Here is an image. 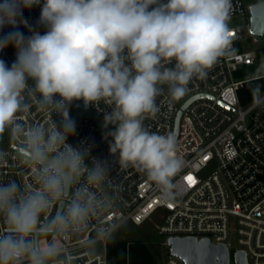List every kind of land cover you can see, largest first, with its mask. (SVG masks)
<instances>
[{"label": "clouds", "instance_id": "1", "mask_svg": "<svg viewBox=\"0 0 264 264\" xmlns=\"http://www.w3.org/2000/svg\"><path fill=\"white\" fill-rule=\"evenodd\" d=\"M33 6L43 34L23 17ZM230 7L231 0H0V52L15 49L11 66L0 59V135L13 134L32 177L27 185L0 181V264H66L71 239L94 252L123 225L106 190L110 162L68 142L75 101L108 105L109 155L145 173L165 201L175 199L173 180L184 166L176 138L146 130L143 120L157 112L165 88L181 98L194 77L231 54ZM26 92L57 119L22 123ZM251 92L264 106V89Z\"/></svg>", "mask_w": 264, "mask_h": 264}, {"label": "built area", "instance_id": "2", "mask_svg": "<svg viewBox=\"0 0 264 264\" xmlns=\"http://www.w3.org/2000/svg\"><path fill=\"white\" fill-rule=\"evenodd\" d=\"M261 3L264 1L256 4ZM252 5L255 4L247 6L245 0H231L227 21L231 54L218 58L204 78L194 77L181 98L172 99L165 88L156 98L157 112L145 114L146 130L174 135L181 112L176 141L177 155L184 166L173 180V191L179 193L173 201H165L145 173L131 165L122 167L118 154L109 155L104 135L111 126L105 129L95 119H103V111L110 110L108 105L100 102L97 107L90 106L95 117L77 115L71 105L69 116L75 121L76 133L68 142L90 147L92 156L110 162L106 190L115 195L118 213L123 218L118 230L128 223L141 226L158 215L162 221L157 227L161 235L208 238L213 244L227 245L229 251L231 238L236 235L237 251L246 252L249 264H264V106H256L253 101L243 105L239 97L246 83L264 78L239 76L244 68L264 62V54H259L264 48V36L252 35V42L261 46L243 52L242 44L246 41L243 27L229 25L234 19L247 16L251 29ZM39 16L40 6L23 13L28 25L43 34L45 29L38 23ZM11 30L8 26L2 32ZM20 31L25 36L31 34L23 26ZM0 59L11 66L15 49L9 46L0 52ZM24 103L28 111L18 114L24 124H45L57 119L55 113L40 110L38 94L34 97L26 92ZM8 132L11 142H0V181L30 184V170L18 158L14 136ZM209 168L212 172L206 173ZM109 242L102 244L103 253L94 254L81 247L76 238L71 239L68 256L64 258L66 264H110ZM169 264L178 262L171 259Z\"/></svg>", "mask_w": 264, "mask_h": 264}, {"label": "rangeland", "instance_id": "3", "mask_svg": "<svg viewBox=\"0 0 264 264\" xmlns=\"http://www.w3.org/2000/svg\"><path fill=\"white\" fill-rule=\"evenodd\" d=\"M264 0H245V4L247 6L251 4L260 3ZM250 24V19L247 16H242L234 19L229 23L230 26H238L243 27L244 37L246 41L242 44V51L243 52H250L254 51L261 46V44H255L252 42V34L248 25ZM264 65V62L260 63L259 66L244 68L240 72L241 79H249L257 76L258 70L261 69V66ZM11 135L8 130L0 135V142L2 143H10L11 142ZM213 168V167H212ZM212 168H209L206 173L212 172ZM162 224V221L158 217V215L152 216L150 220H147L145 224L141 226H135L132 223L126 224L120 230H118L114 234V238L112 240L116 242H134L138 244H142L146 246L154 256L157 264H169L171 259H176L171 256L170 248L167 245L168 237L161 235L158 232L157 227ZM111 241V240H110ZM239 249V245L237 242L236 235H233L231 238V264H234V254ZM104 252V248L102 244L96 246L94 250V254H100ZM178 264H184L182 261L176 259Z\"/></svg>", "mask_w": 264, "mask_h": 264}, {"label": "water", "instance_id": "4", "mask_svg": "<svg viewBox=\"0 0 264 264\" xmlns=\"http://www.w3.org/2000/svg\"><path fill=\"white\" fill-rule=\"evenodd\" d=\"M251 11V34L258 37L264 36V3L255 4L250 7ZM77 115L91 114L90 106L85 107L82 101L73 102ZM181 112L179 113L175 126V138L178 133V126ZM95 117V116H94ZM103 124V119L95 117ZM167 245L170 248L171 256L182 261L184 264H230L231 256L227 245L213 244L208 238L198 239L196 237H171ZM234 264H249L247 254L244 251H237L234 254Z\"/></svg>", "mask_w": 264, "mask_h": 264}, {"label": "trees", "instance_id": "5", "mask_svg": "<svg viewBox=\"0 0 264 264\" xmlns=\"http://www.w3.org/2000/svg\"><path fill=\"white\" fill-rule=\"evenodd\" d=\"M259 54H264V48L259 51ZM254 86H260L264 89V78L244 85V88L239 92L240 101L243 105L253 101L251 89ZM107 252L110 264H157L153 254L146 246L134 242L111 240Z\"/></svg>", "mask_w": 264, "mask_h": 264}, {"label": "snow or ice", "instance_id": "6", "mask_svg": "<svg viewBox=\"0 0 264 264\" xmlns=\"http://www.w3.org/2000/svg\"><path fill=\"white\" fill-rule=\"evenodd\" d=\"M189 179L191 180V177H189Z\"/></svg>", "mask_w": 264, "mask_h": 264}, {"label": "crops", "instance_id": "7", "mask_svg": "<svg viewBox=\"0 0 264 264\" xmlns=\"http://www.w3.org/2000/svg\"><path fill=\"white\" fill-rule=\"evenodd\" d=\"M111 263V262H110Z\"/></svg>", "mask_w": 264, "mask_h": 264}]
</instances>
